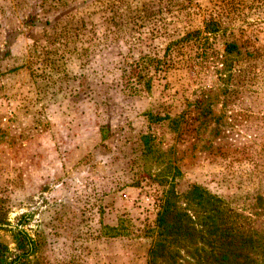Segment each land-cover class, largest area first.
<instances>
[{"label": "rangeland", "instance_id": "374dc122", "mask_svg": "<svg viewBox=\"0 0 264 264\" xmlns=\"http://www.w3.org/2000/svg\"><path fill=\"white\" fill-rule=\"evenodd\" d=\"M0 217L8 261L264 264V0H0Z\"/></svg>", "mask_w": 264, "mask_h": 264}, {"label": "trees", "instance_id": "16d2710c", "mask_svg": "<svg viewBox=\"0 0 264 264\" xmlns=\"http://www.w3.org/2000/svg\"><path fill=\"white\" fill-rule=\"evenodd\" d=\"M209 28V26L207 27ZM209 32H212L210 30ZM235 45L229 44L227 46L226 51L229 52V50L233 49ZM155 62L154 59H149L148 57H140L138 61L134 63L133 69L130 70L129 74L124 78V86L125 91L130 95H143L149 92L150 90V80H147L146 74H143L145 69L152 63ZM159 60H156V63H158ZM199 189L193 188V191L196 192ZM173 189L170 188L167 191V194L164 195V206L162 207L161 211L158 213V225L157 228L164 231L163 235H167L168 233H172L173 230L179 231L180 228L178 227L180 225V220L176 219L175 222L170 225L168 223V214L171 212L172 203L171 198L173 197ZM3 222V219L0 217V223ZM118 229H115V232H117ZM11 231V230H9ZM13 240L17 244L18 249H24L25 248V242H26V235L22 234L21 232H15L13 231ZM118 233H115V235ZM157 246L155 247V251L152 256L153 258L155 256H159L161 252L166 248L165 244L157 243ZM7 251V248L0 243V264H26L27 261V254L29 252L28 249L23 250V252L16 257V259L8 261L5 257V252Z\"/></svg>", "mask_w": 264, "mask_h": 264}]
</instances>
